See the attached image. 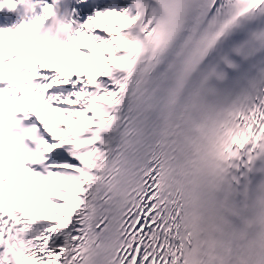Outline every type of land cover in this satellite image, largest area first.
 <instances>
[{
  "label": "snow or ice",
  "instance_id": "1",
  "mask_svg": "<svg viewBox=\"0 0 264 264\" xmlns=\"http://www.w3.org/2000/svg\"><path fill=\"white\" fill-rule=\"evenodd\" d=\"M0 264H264V0H0Z\"/></svg>",
  "mask_w": 264,
  "mask_h": 264
},
{
  "label": "bare ground",
  "instance_id": "2",
  "mask_svg": "<svg viewBox=\"0 0 264 264\" xmlns=\"http://www.w3.org/2000/svg\"><path fill=\"white\" fill-rule=\"evenodd\" d=\"M83 59V62H84V65H87L89 63H91L93 66H99L97 61H93V60H86L84 57L82 58ZM49 112L50 114L54 117V119L58 122H67V123H73L75 124L76 121L75 120H68L67 118H65L62 114H58V113H54L52 111V109H49ZM12 178L9 179L8 181V184L5 185V191H6V194H7V188L9 186H11L12 184ZM17 192H13L12 195L15 196V195H18L22 192H24V181H20L19 179H17ZM15 207H18V208H23V207H28V205L22 201L20 205H15ZM29 209L33 210V211H39V208L38 206H35L33 205L32 207H28Z\"/></svg>",
  "mask_w": 264,
  "mask_h": 264
}]
</instances>
